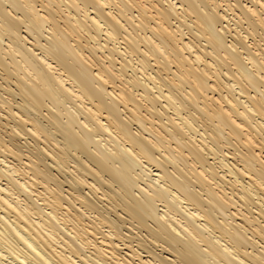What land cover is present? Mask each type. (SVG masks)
Masks as SVG:
<instances>
[{
    "label": "bare ground",
    "instance_id": "bare-ground-1",
    "mask_svg": "<svg viewBox=\"0 0 264 264\" xmlns=\"http://www.w3.org/2000/svg\"><path fill=\"white\" fill-rule=\"evenodd\" d=\"M0 264H264V0H0Z\"/></svg>",
    "mask_w": 264,
    "mask_h": 264
},
{
    "label": "rangeland",
    "instance_id": "rangeland-1",
    "mask_svg": "<svg viewBox=\"0 0 264 264\" xmlns=\"http://www.w3.org/2000/svg\"><path fill=\"white\" fill-rule=\"evenodd\" d=\"M19 245H21V244H19Z\"/></svg>",
    "mask_w": 264,
    "mask_h": 264
}]
</instances>
